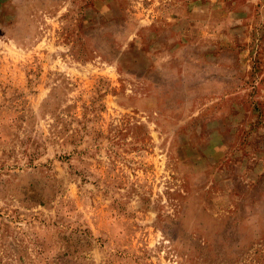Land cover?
Returning <instances> with one entry per match:
<instances>
[{"label": "rangeland", "instance_id": "1", "mask_svg": "<svg viewBox=\"0 0 264 264\" xmlns=\"http://www.w3.org/2000/svg\"><path fill=\"white\" fill-rule=\"evenodd\" d=\"M0 264H264V0H0Z\"/></svg>", "mask_w": 264, "mask_h": 264}]
</instances>
